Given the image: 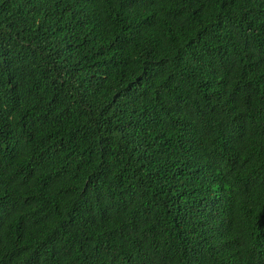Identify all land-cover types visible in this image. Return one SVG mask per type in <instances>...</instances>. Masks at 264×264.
Here are the masks:
<instances>
[{"label": "trees", "instance_id": "trees-1", "mask_svg": "<svg viewBox=\"0 0 264 264\" xmlns=\"http://www.w3.org/2000/svg\"><path fill=\"white\" fill-rule=\"evenodd\" d=\"M0 264H264V0H0Z\"/></svg>", "mask_w": 264, "mask_h": 264}]
</instances>
